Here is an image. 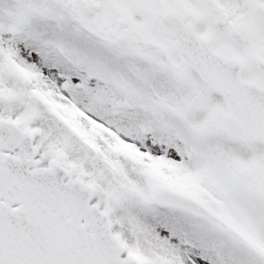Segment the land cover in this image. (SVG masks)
I'll list each match as a JSON object with an SVG mask.
<instances>
[{
	"label": "snow or ice",
	"instance_id": "obj_1",
	"mask_svg": "<svg viewBox=\"0 0 264 264\" xmlns=\"http://www.w3.org/2000/svg\"><path fill=\"white\" fill-rule=\"evenodd\" d=\"M0 264H264V0H0Z\"/></svg>",
	"mask_w": 264,
	"mask_h": 264
}]
</instances>
